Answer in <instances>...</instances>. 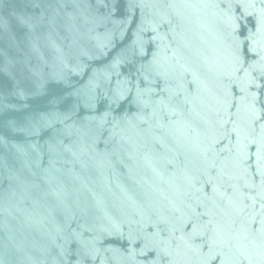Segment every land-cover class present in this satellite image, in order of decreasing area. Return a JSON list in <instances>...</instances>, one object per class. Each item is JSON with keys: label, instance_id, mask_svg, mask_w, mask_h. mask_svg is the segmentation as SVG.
Returning <instances> with one entry per match:
<instances>
[{"label": "water", "instance_id": "95a60500", "mask_svg": "<svg viewBox=\"0 0 264 264\" xmlns=\"http://www.w3.org/2000/svg\"><path fill=\"white\" fill-rule=\"evenodd\" d=\"M0 264H264V0H0Z\"/></svg>", "mask_w": 264, "mask_h": 264}]
</instances>
